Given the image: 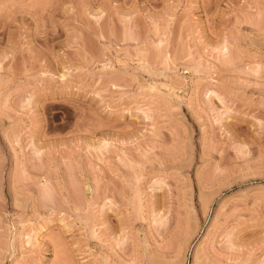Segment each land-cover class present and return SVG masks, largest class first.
Segmentation results:
<instances>
[{
  "label": "rangeland",
  "instance_id": "1",
  "mask_svg": "<svg viewBox=\"0 0 264 264\" xmlns=\"http://www.w3.org/2000/svg\"><path fill=\"white\" fill-rule=\"evenodd\" d=\"M0 264H264V0H0Z\"/></svg>",
  "mask_w": 264,
  "mask_h": 264
}]
</instances>
